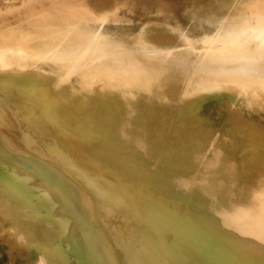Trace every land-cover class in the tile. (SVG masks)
Listing matches in <instances>:
<instances>
[{"label": "bare ground", "instance_id": "1", "mask_svg": "<svg viewBox=\"0 0 264 264\" xmlns=\"http://www.w3.org/2000/svg\"><path fill=\"white\" fill-rule=\"evenodd\" d=\"M38 3L0 6V260L264 264V0L130 40L128 0Z\"/></svg>", "mask_w": 264, "mask_h": 264}, {"label": "rangeland", "instance_id": "2", "mask_svg": "<svg viewBox=\"0 0 264 264\" xmlns=\"http://www.w3.org/2000/svg\"><path fill=\"white\" fill-rule=\"evenodd\" d=\"M3 1V2H2ZM5 1V2H4ZM12 1V2H11ZM0 0V6L2 7H13L14 9H20L29 5L28 9L34 4V6H40L44 3H38L40 0ZM34 1V2H33ZM48 1V0H44ZM69 1V0H68ZM130 3L127 9L122 10L118 13V21L109 29V33L118 38L124 40H130L133 37L134 32L141 25L142 22L150 19H170V24H179L185 26L186 15L191 11L195 10L201 14L209 16L212 23L220 22L223 20H230L234 17L239 16L245 10V6L251 0H128ZM138 1V2H137ZM19 2L21 4H19ZM30 2V4H29ZM71 2V1H70ZM147 2V3H146ZM25 3V4H24ZM39 5H37V4ZM146 3V5L144 4ZM150 5H152L150 7ZM164 5V6H163ZM18 6V7H15ZM133 6L135 8H133ZM138 7V8H137ZM163 8V9H162ZM167 8V9H166ZM151 9V10H150ZM170 9V10H169ZM27 10V8H26ZM169 10V11H168ZM136 11L138 13H136ZM95 15H91V20L96 19ZM94 18V19H93ZM206 26L205 28H208ZM192 33H197V30L191 29ZM201 115L205 120L211 123L215 128L223 131L226 113L223 106L221 105L220 96H211L205 99L200 108ZM244 118L247 120H262L259 115L252 114L249 110L243 109L241 111ZM264 121V120H262ZM46 144L50 146V140L46 141ZM261 148V147H260ZM30 262H34L36 259V252L31 251L28 257ZM18 262H21L20 260ZM0 264H8L6 258L0 260Z\"/></svg>", "mask_w": 264, "mask_h": 264}]
</instances>
